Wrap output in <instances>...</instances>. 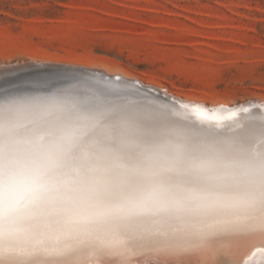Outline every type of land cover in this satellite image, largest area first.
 <instances>
[{
	"label": "clouds",
	"instance_id": "1",
	"mask_svg": "<svg viewBox=\"0 0 264 264\" xmlns=\"http://www.w3.org/2000/svg\"><path fill=\"white\" fill-rule=\"evenodd\" d=\"M49 119L58 126L49 141L9 144L6 160L49 169L50 190L37 205L0 214V264L33 254L99 264L90 258L212 250L214 237L264 224V146L254 131L208 132L119 105L96 123L71 111ZM194 161L210 163L194 169ZM142 202L168 211L133 210Z\"/></svg>",
	"mask_w": 264,
	"mask_h": 264
},
{
	"label": "rangeland",
	"instance_id": "2",
	"mask_svg": "<svg viewBox=\"0 0 264 264\" xmlns=\"http://www.w3.org/2000/svg\"><path fill=\"white\" fill-rule=\"evenodd\" d=\"M36 62L101 67L208 106L262 102L264 0H0V70ZM254 237L226 236L211 251ZM152 254L173 253L131 256Z\"/></svg>",
	"mask_w": 264,
	"mask_h": 264
},
{
	"label": "snow or ice",
	"instance_id": "3",
	"mask_svg": "<svg viewBox=\"0 0 264 264\" xmlns=\"http://www.w3.org/2000/svg\"><path fill=\"white\" fill-rule=\"evenodd\" d=\"M10 70H0V76L14 77L17 72ZM67 93L58 90L49 96L44 97H22L9 100L0 104V214L6 209H18L37 205L43 200L50 190L48 181L47 167H36L28 163H20L11 159L6 160V153L12 140L29 144H43L49 141L58 131V126L49 119L55 113L64 114L66 111L76 113L78 118L89 121L99 122L107 119L115 106L109 104L101 97L95 98L91 102L69 101ZM138 116L147 118L153 113L136 107L123 106ZM188 116L203 130L208 132H222L225 128L231 130L230 126L225 125L224 121H232L239 114V111L248 112V108H240L239 105L208 106L203 103L185 101L179 105ZM264 107V106H261ZM224 111L225 116L217 115V112ZM175 114V113H174ZM192 122V121H190ZM65 135H70L71 130L63 128ZM242 131V130H241ZM257 145L264 146V116L261 117V127L258 134L255 133ZM264 158V157H262ZM210 162L194 161V169L207 167ZM5 189L9 192L8 202L5 201ZM135 211L162 215L168 208L166 205H154L150 202H142L134 206ZM264 224L246 225L239 231L223 234L214 237L220 241L222 238L237 234H262ZM193 250L192 248H180L170 252L174 254L185 253ZM264 255V249L258 250ZM103 256V255H102ZM123 256V255H121ZM53 256L33 254L22 257L18 264H49V258ZM55 257H64L56 255ZM122 264H127L126 260ZM249 264V261H245Z\"/></svg>",
	"mask_w": 264,
	"mask_h": 264
},
{
	"label": "bare ground",
	"instance_id": "4",
	"mask_svg": "<svg viewBox=\"0 0 264 264\" xmlns=\"http://www.w3.org/2000/svg\"><path fill=\"white\" fill-rule=\"evenodd\" d=\"M34 64V63H32ZM7 65H9L7 63ZM2 66V63L0 64ZM30 66L28 65H25ZM32 69L28 72L31 74H38V75H43L47 73H53V74H59L60 76H68L72 75L73 72H75V76H78L82 79L79 82H74L70 83L69 86L63 89L64 84L58 83L54 87H58L54 92H51L49 95H52L53 93H56L58 90H63L65 91L67 95V99H78L80 101L84 102H91L97 97H101L105 99L109 104L113 105H123V106H130V107H136L144 110H149L152 113H168L171 115L174 119L181 120V121H190L189 119L185 120L180 117H177L182 115L174 105L170 103H165L166 102L165 98H160L159 101L156 102H150L148 100L142 99V98H134V97H126L123 95H107L103 94L101 90L97 87H103V78L101 76H96L92 74L91 72H98L101 75H108V76H120L123 79L124 84L120 85H130L129 81L131 80H136L135 78H130L126 77L121 74H109L107 73V70H102L100 69L101 67H85V66H77V67H69V66H63V65H55V63H47V62H36L34 65H31ZM24 67V66H23ZM19 68V67H16ZM15 67L12 68L10 71H15ZM80 73L81 75H77ZM0 79V87L2 88L5 87L6 85H9L12 83L13 79L10 78H4L3 76ZM83 81V82H82ZM138 81V80H136ZM121 82H117L121 83ZM141 83L140 81H138ZM66 84V83H65ZM142 84V83H141ZM144 85V84H142ZM66 86V85H65ZM151 87L154 91L163 93L165 95L171 96L174 99H177L179 101H187L183 100L181 98L175 97L166 91L161 90L160 88L153 87L150 85H145ZM61 88V89H59ZM13 91V89H10ZM26 90V89H25ZM32 90V89H28ZM139 91L145 93L144 90L139 89ZM35 92H19L17 95H11L7 99L0 98V104H3L9 100L16 99V98H22V97H31ZM48 95V96H49ZM168 102V101H167ZM191 102V101H188ZM251 102H255L257 104H261L264 106V101L260 102L259 100H254V101H247L245 103L240 104V108L243 107L246 104H250ZM201 103V102H200ZM169 104V105H168ZM204 104V103H203ZM219 105H226L229 106L226 103H220ZM237 105V104H236ZM214 106V105H213ZM230 107V106H229ZM222 111V110H221ZM177 114V116L175 114ZM261 117L260 115L254 116V112H249L247 114H241L238 118H234L232 121H224L225 125L230 126L231 131L236 132V131H254L255 133L258 134L259 129L261 127ZM193 122V121H192ZM240 124H242V127H238ZM228 129V128H226ZM256 237L252 239H247L245 238L244 240H241L239 243L235 241H230L226 244V246L229 247V250L226 251L227 254L221 253H212L211 250H197L193 249L189 252L185 253H180V254H152V256H131V255H124V256H112L111 258H90V259H97L99 261V264H122L123 260L127 261V264H151L148 263L150 259L155 260V262H162L163 264H245V261H249V264H264V255L261 254L260 251L255 250L257 248H260L259 246L264 245V242H261V236L260 234H255ZM264 239V238H262ZM257 244L258 246H254ZM232 252V253H231ZM255 252V253H254ZM254 253V254H253ZM247 255L248 259H244L243 256ZM171 260L172 262L170 263L167 260ZM49 264H63V263H54V262H49Z\"/></svg>",
	"mask_w": 264,
	"mask_h": 264
},
{
	"label": "water",
	"instance_id": "5",
	"mask_svg": "<svg viewBox=\"0 0 264 264\" xmlns=\"http://www.w3.org/2000/svg\"><path fill=\"white\" fill-rule=\"evenodd\" d=\"M31 67H33V66L30 65L27 67L24 66V67L16 68L15 70L21 69V71L17 72L16 76L4 77V78L13 79V81H12V83H10L9 85H6L5 87H3V86H2V88L0 87V98L7 99L13 94L17 95V93L25 92V91L26 92H35L31 97H44V96H48L51 92H54L58 88V87H54V86H56V84H58V83L64 84V86H63V89H64L67 86H69L70 83L79 82L82 80V79H78L80 77L75 76L76 71L73 72L72 75H68V76L67 75L66 76H60L57 73L56 74L47 73V74H43V75H38V74L28 73L32 69ZM91 73L96 75V76H101L103 78V81L101 80V82L103 83V87H97L101 90V92L103 94L105 93L107 95H123L126 97L131 96V97L139 98V99L142 98V99L148 100L150 102H156V101H159L160 98H165L166 102L163 101L164 104L170 103V104L174 105L176 107V109L182 114V115L179 114V116H177V114H175L177 117H180V118L185 119V120L189 119L190 121H193V118L188 116L187 113L184 112V110L180 109V107H179V105L181 103H183L184 101L181 102L177 99H174L171 96L156 92L151 87L142 85L141 83H139L136 80H131V81H129L130 85L124 86V85H120V84H124V83H122L123 79L120 76L101 75L100 73H98L96 71L91 72ZM77 75H81V74L78 73ZM118 81L119 82L122 81V82L117 84ZM29 88L32 90H28ZM10 89H13V91H11ZM59 89H61V88H59ZM139 89L144 90L145 93L139 91ZM158 97H160V98H158ZM68 100L72 101V100H76V99L68 98ZM76 101H80V100L77 99ZM80 102H84V101H80ZM261 106H262L261 104L251 102L250 104L248 103L241 108H248L247 113L254 112V116H258V115L264 116V107H261ZM247 113H245L243 111H239V114L235 118H238L239 116H241V114H247ZM217 115L225 116V115H227V113L224 111H219V112H217ZM242 126L243 125L240 124L238 127H242ZM225 130H226V128H225Z\"/></svg>",
	"mask_w": 264,
	"mask_h": 264
}]
</instances>
